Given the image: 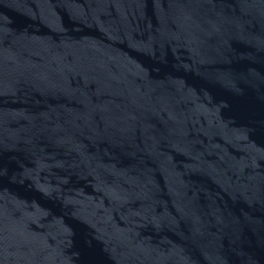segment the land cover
<instances>
[{
  "label": "water",
  "instance_id": "95a60500",
  "mask_svg": "<svg viewBox=\"0 0 264 264\" xmlns=\"http://www.w3.org/2000/svg\"><path fill=\"white\" fill-rule=\"evenodd\" d=\"M0 264H264V0H0Z\"/></svg>",
  "mask_w": 264,
  "mask_h": 264
}]
</instances>
